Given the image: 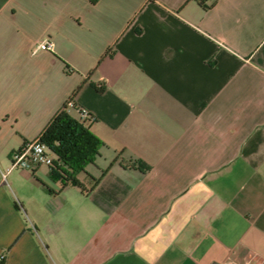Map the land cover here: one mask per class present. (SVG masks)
<instances>
[{
    "label": "crops",
    "instance_id": "obj_1",
    "mask_svg": "<svg viewBox=\"0 0 264 264\" xmlns=\"http://www.w3.org/2000/svg\"><path fill=\"white\" fill-rule=\"evenodd\" d=\"M68 98L82 189L8 170ZM0 173V264H264V0H0Z\"/></svg>",
    "mask_w": 264,
    "mask_h": 264
},
{
    "label": "trees",
    "instance_id": "obj_2",
    "mask_svg": "<svg viewBox=\"0 0 264 264\" xmlns=\"http://www.w3.org/2000/svg\"><path fill=\"white\" fill-rule=\"evenodd\" d=\"M89 118H75L62 106L37 136L54 156L52 174L63 184L69 183L82 189L75 173L83 170L97 155L101 141L86 126Z\"/></svg>",
    "mask_w": 264,
    "mask_h": 264
},
{
    "label": "built area",
    "instance_id": "obj_3",
    "mask_svg": "<svg viewBox=\"0 0 264 264\" xmlns=\"http://www.w3.org/2000/svg\"><path fill=\"white\" fill-rule=\"evenodd\" d=\"M50 44L46 40H42L35 49L44 50L49 49ZM34 49V50H35ZM63 106L65 108H74V104L71 98H68ZM78 115L80 119L89 118L92 119L84 109H78ZM54 159L53 154L49 149L38 140L34 138L32 140L24 142L19 148L12 151L9 156V169H32L36 165H46L51 166ZM1 178H4V173H0ZM3 258V255H0ZM219 264H237L233 261L221 262Z\"/></svg>",
    "mask_w": 264,
    "mask_h": 264
}]
</instances>
